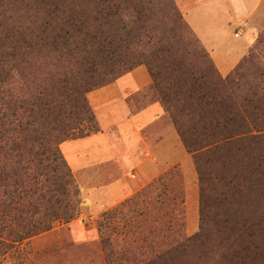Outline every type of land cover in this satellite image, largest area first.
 I'll list each match as a JSON object with an SVG mask.
<instances>
[{"label": "trees", "instance_id": "16d2710c", "mask_svg": "<svg viewBox=\"0 0 264 264\" xmlns=\"http://www.w3.org/2000/svg\"><path fill=\"white\" fill-rule=\"evenodd\" d=\"M164 1L165 31L137 0H0V257L78 216L80 189L56 145L98 132L85 94L144 65L194 164L199 229L180 232L175 169L103 214L177 234L145 238L134 264H264V87L246 81L241 61L221 77ZM110 255L108 264H129Z\"/></svg>", "mask_w": 264, "mask_h": 264}, {"label": "crops", "instance_id": "0c3cea01", "mask_svg": "<svg viewBox=\"0 0 264 264\" xmlns=\"http://www.w3.org/2000/svg\"><path fill=\"white\" fill-rule=\"evenodd\" d=\"M175 1L222 76L246 56L264 27V0ZM89 103L99 131L64 143L63 154L73 171H84L85 181L95 184L84 193L98 213L128 200L171 167L190 168L144 66L93 91Z\"/></svg>", "mask_w": 264, "mask_h": 264}, {"label": "rangeland", "instance_id": "374dc122", "mask_svg": "<svg viewBox=\"0 0 264 264\" xmlns=\"http://www.w3.org/2000/svg\"><path fill=\"white\" fill-rule=\"evenodd\" d=\"M137 1L141 2L143 7H149L151 9L152 17L147 21L149 24L156 26L157 29L162 31L170 29V26L165 24L166 21L171 24V19L167 12V3L164 0ZM173 1L183 21L187 24L176 1ZM129 12L133 11L130 9ZM166 12L167 15L165 16ZM180 45V48L183 50L188 48L191 49V47L186 46L185 42H182ZM240 65L245 67L244 74L249 84H257L264 87V27L257 34L254 43L246 56L241 60ZM235 69L236 68L229 73H232ZM218 74L220 75L219 72ZM227 75L220 76L226 77ZM95 90L85 94V98L93 115L94 112L89 103V96ZM167 118L170 121L168 115ZM94 119L97 124L95 115ZM87 130L85 126L82 129L84 133H86ZM77 132L78 131H75L73 133L74 135L68 137L64 142L57 143V149L63 159H65L63 154L64 143L79 139L76 138L78 136ZM187 158L190 168L187 169V164L185 163V165L171 167L162 174L164 175L174 169L179 174L178 182L182 187L184 200V204L182 205L183 228L180 229V232H182L185 237L193 235L199 229V190L197 175L191 157L188 155ZM73 169L70 168L80 189V213L78 216L68 223L57 222L49 231L27 239L20 244H13L11 249H8L7 252L0 257V264H108V256L112 258L110 252L114 253V257L119 260L128 258L129 264H134V258H138L137 256L146 253L141 246L145 238L147 239V244H154L160 242L166 236H170L171 238L177 236L176 233L168 235L161 232L159 226H117L116 220L108 222L107 217H105L103 213H109L119 208L127 200L115 207L98 213L97 209L91 207V203L84 193L86 187H91L95 184H88V182L85 181L87 176L84 171L79 173L73 171ZM112 170L113 171L110 170L112 174H115V169L112 168ZM86 171L92 178L93 169ZM156 180L150 182L147 186ZM147 186L142 188L128 200L141 193ZM106 222L109 226H102L101 228L98 226L99 223L106 224ZM178 227L179 226H177V228ZM103 240L112 241L111 248L108 246L105 247Z\"/></svg>", "mask_w": 264, "mask_h": 264}]
</instances>
